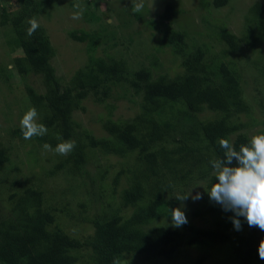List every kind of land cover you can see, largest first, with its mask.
I'll return each mask as SVG.
<instances>
[{"label":"trees","instance_id":"16d2710c","mask_svg":"<svg viewBox=\"0 0 264 264\" xmlns=\"http://www.w3.org/2000/svg\"><path fill=\"white\" fill-rule=\"evenodd\" d=\"M198 1L202 6L208 5V0ZM228 1L211 0L210 4L212 9H219L228 5ZM27 9L15 11L10 17L5 8L0 9V27L4 31L9 24L22 50V56L11 59L14 71L22 78L31 72L43 76V94L27 89L26 96L40 114V123L48 128V134L33 139L53 148L61 142L58 135L76 141L68 156L57 154V163L47 174L62 169L65 164L71 171L79 172L91 155L95 158L99 154L101 160L114 157L115 164L106 161L101 165L96 161L95 173L85 176L93 187L94 181H98L94 189L100 194L107 186L109 200L116 187L122 186L116 205L128 213L101 210L98 217L89 220L92 226L89 235L70 237L55 223L57 207L44 205L47 202L44 189L24 187L9 197L8 216L0 217V264H75L80 251L90 252L88 262L82 264H117L127 255H143L153 262L158 258L167 261L182 243L198 247L201 254L208 247L217 249L216 264H264L257 251L264 232L249 227L243 217H237L241 224L237 231L230 219L234 216L231 211L222 213L213 208L209 227L197 228L190 220L182 226L183 233L176 228L153 225L161 219L171 220L169 210L179 205L175 197L181 195L180 190L205 181L203 192L207 194L211 184L217 182L210 162L223 156L220 139L229 140L237 150L250 141L237 133L241 125L236 123L235 115L246 113L247 109L235 74L220 64L210 74L212 78H207L204 70L207 67L201 62L203 50L188 51L183 29L175 30L168 24L177 17V9L166 4L156 19L150 18L145 23L159 36L161 46L169 47L175 54L183 53L180 66L184 74L172 79L164 75L151 79L150 68L135 71L128 85L134 94H142L138 112L130 121L103 119L105 135L100 137L85 128H77L70 120V111L79 109L80 101L89 94L105 97L109 92L106 83L119 84L124 80L121 76L124 62L90 58L81 71L74 72L70 82L60 84L49 65L53 49L43 28L39 27L31 37L26 35L25 21L33 16V8ZM262 13V4L256 2L248 9L245 21L250 24L262 20ZM207 29L213 28L209 24ZM213 34L231 50L235 49V37L225 28ZM67 36L75 42L101 37L83 31H69ZM139 36L140 33L136 34L135 40ZM196 37H200L199 32ZM157 61L155 58L149 66L158 67ZM204 112L212 117L197 119ZM259 124L260 134H264V114ZM18 132L23 138L21 131ZM167 138L172 144L169 148L163 145ZM7 161L5 149L0 147V165ZM110 169L113 174L108 173ZM202 259H196L195 264H200Z\"/></svg>","mask_w":264,"mask_h":264},{"label":"rangeland","instance_id":"374dc122","mask_svg":"<svg viewBox=\"0 0 264 264\" xmlns=\"http://www.w3.org/2000/svg\"><path fill=\"white\" fill-rule=\"evenodd\" d=\"M140 2L144 7L140 12H135L134 5ZM197 2L196 0H0V9L5 8L8 12L6 15L10 17L15 11L33 8L32 17L38 20L53 49L49 65L62 85L70 82L74 72L81 71L80 68L86 65L90 58L124 62L125 72L123 71L121 75L124 80L119 84L106 83L109 92L105 97L89 94L80 101L79 109L70 111V120L77 125V128H85L95 137H100L105 135L102 129L103 119L106 120L108 117L110 121L119 119L130 121L138 112L142 94H134L128 85L135 71L150 68L151 79L160 75L172 79L184 74L185 70L180 66L183 53L175 54L169 47L161 46L159 36H155V32L145 23L150 18L156 19V16L162 13L164 6L170 4L172 8L177 9L178 14L172 21H168V24L175 30L183 29L184 44L189 47L188 51L196 48L203 50L201 62L207 67L204 68L207 78H212L210 74L215 73L220 64L235 74L241 92L240 97L247 109L246 113L235 115L236 123L241 125L237 133L251 140L253 135L260 134L262 127L259 120L264 114V0H229L228 5L219 9H212L211 0H208L206 8L198 0ZM256 2L263 6L262 20L247 24L245 19L248 16V9ZM76 12H82V18L72 19V15ZM185 17L187 19L184 22ZM29 19L25 21V28L28 27ZM188 20L191 21L190 24ZM209 24L213 28L212 31L207 29ZM220 28H225L235 37L234 50L214 36L213 33ZM1 29L0 147L5 149L8 161L0 165V217L4 218L9 214L10 196L24 187L32 186L44 189L43 197L45 196L47 200L45 206L50 204L57 207L55 223L64 233L75 238L85 237L92 232L89 220L94 216L98 217L101 210L110 213L118 209L120 215L128 213L127 209L116 205L118 203L116 197L122 186L116 187L113 198L109 200L107 186L100 194L94 189L98 181H94L93 187L89 185L85 176L95 173L96 161L101 165L106 161L115 164L116 158L107 157L101 160L103 157L99 154L95 158L91 155L79 172L71 171L65 164L62 169L47 174L57 163L58 155L53 151L45 150L43 144L33 138L31 140L20 138L18 132L19 120L31 108L30 100L26 96L27 89H31L37 95L43 94V76L40 72H31L22 78L14 71L11 59L22 56V50L9 24L5 27V32L3 28ZM80 30L101 37L86 38L83 42H75L68 38L69 31L82 32ZM197 32L200 37H196ZM138 33H140L139 40H135ZM155 58L159 65L151 68L149 64ZM210 117H212L211 113L204 112L198 115L197 119ZM40 121L39 114L38 122ZM163 145L169 148L172 145L170 139L167 138V142ZM231 166H236V162L233 161ZM116 168L113 169L117 170ZM108 173L113 174L111 169ZM204 187L205 181H197L193 186L183 188L180 190L181 195H186L192 188L193 195L199 192L203 198L196 201L189 198L183 202L179 201L178 204L182 206L175 205L185 213L187 223L191 220L190 223L197 228L209 227L211 209L215 208L216 211L224 213L219 204L209 200L208 195L203 192ZM153 225L176 228L172 226L171 220L168 222L166 219L153 222ZM182 226L176 228L179 233L184 232ZM217 251L208 247L203 251L204 254H201L198 247H189L182 243L175 247L172 258L167 261L158 258L153 262L143 255H127L117 264H195V260L199 257H203L200 264H216L214 259L219 253H214ZM79 254L80 258L75 264L88 262L89 251H80Z\"/></svg>","mask_w":264,"mask_h":264},{"label":"clouds","instance_id":"9594fccd","mask_svg":"<svg viewBox=\"0 0 264 264\" xmlns=\"http://www.w3.org/2000/svg\"><path fill=\"white\" fill-rule=\"evenodd\" d=\"M143 7L142 2L136 3L134 11L140 12ZM71 18H82V12L74 13ZM28 25L26 35L31 37L40 25L35 17L28 20ZM38 118L39 113L34 106L23 114L19 120L23 139L31 140L48 133V128L38 122ZM57 139L61 142L54 148L48 143L42 147L61 156H68L73 152L76 147L75 140H64L59 135ZM218 143L223 150V156L210 162L217 182L212 183L206 191L209 200L219 204L224 211L234 213L230 219L237 231L241 229L237 217H243L249 227H258L264 232V134L253 135L247 144L240 145L239 150L227 139H220ZM233 161L236 166H231ZM191 189L186 195L175 198L181 202L189 198L193 201L203 198L199 192L193 195ZM169 213L173 227L179 228L187 223L186 215L180 207L170 209ZM257 251L259 258L264 260V238L260 240Z\"/></svg>","mask_w":264,"mask_h":264}]
</instances>
